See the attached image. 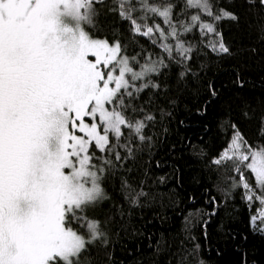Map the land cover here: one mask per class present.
<instances>
[{"label": "snow or ice", "instance_id": "6c2138e0", "mask_svg": "<svg viewBox=\"0 0 264 264\" xmlns=\"http://www.w3.org/2000/svg\"><path fill=\"white\" fill-rule=\"evenodd\" d=\"M244 4L264 12V0ZM108 13L124 31L97 38ZM225 19L241 17L216 0H0V264H94L93 245L107 255L130 208L151 198L133 173L167 131L174 91L198 78L205 49L231 54ZM222 128L229 142L208 161L217 187L258 202L251 220L264 232V147L233 122ZM113 184L123 204L90 218ZM198 247L178 245L169 264H190Z\"/></svg>", "mask_w": 264, "mask_h": 264}, {"label": "trees", "instance_id": "16d2710c", "mask_svg": "<svg viewBox=\"0 0 264 264\" xmlns=\"http://www.w3.org/2000/svg\"><path fill=\"white\" fill-rule=\"evenodd\" d=\"M216 3L241 17L238 24L227 19L218 24L231 54L205 49L198 78L174 91L172 116L163 124L167 131L155 130L151 149L141 154L133 173L144 179L151 198L130 208L118 234L109 237L107 255L90 246L94 264H169L178 245H199L187 258L190 264H264V232L251 220L260 211L258 202L249 204L240 189L226 188L231 193L226 198L217 187L223 181L208 163L229 142L225 121L235 123L255 148L264 147V30L257 23L264 22V12H250L244 0ZM98 21L97 38L111 40L124 31L114 14ZM141 42L155 54V46ZM106 192L109 199L87 210L90 218L104 221L115 212L114 203L123 204L114 184Z\"/></svg>", "mask_w": 264, "mask_h": 264}]
</instances>
